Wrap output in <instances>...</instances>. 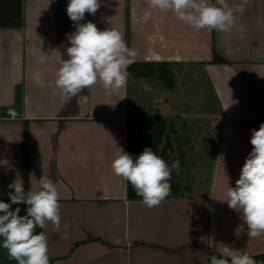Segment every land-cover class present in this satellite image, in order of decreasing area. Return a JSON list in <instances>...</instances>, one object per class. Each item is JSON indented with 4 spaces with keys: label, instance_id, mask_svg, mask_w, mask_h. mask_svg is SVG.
<instances>
[{
    "label": "crops",
    "instance_id": "crops-1",
    "mask_svg": "<svg viewBox=\"0 0 264 264\" xmlns=\"http://www.w3.org/2000/svg\"><path fill=\"white\" fill-rule=\"evenodd\" d=\"M67 5L68 0H0V201L11 204L8 192L14 189L8 185L17 177L25 191L37 187L33 175L55 183L61 228L48 223L41 230L50 264H211L225 245L263 256L264 236L249 238L242 214L222 201L252 151V130L264 123V0H248L229 32L196 31L147 0H101L96 14L86 13L80 22L119 30L137 51L135 62L148 63L170 87L181 70L202 69L214 94L216 106L206 113L217 144L209 180L182 191L169 181L170 196L153 208L129 196L128 183L111 163L118 147L129 153L140 143L129 140L130 116L154 114L166 123L157 155L169 161L176 139V126L164 113L170 107L155 104L144 112L137 102L139 80L155 72L129 76L119 94L107 96L97 83L62 98L56 72L67 59L68 34L76 30ZM132 77L138 78L133 103ZM171 108L180 110L177 104ZM17 207L25 215V204H11ZM0 264H16L2 247Z\"/></svg>",
    "mask_w": 264,
    "mask_h": 264
},
{
    "label": "clouds",
    "instance_id": "clouds-1",
    "mask_svg": "<svg viewBox=\"0 0 264 264\" xmlns=\"http://www.w3.org/2000/svg\"><path fill=\"white\" fill-rule=\"evenodd\" d=\"M149 7L172 12L177 19L196 31L229 32L237 13L242 14L248 0L234 6L228 0H147ZM101 0H68L67 15L76 30L68 34L70 46L56 72L55 85L62 98L70 100L84 89L99 83L105 94H119L128 84V68L135 63L137 51L128 47L123 34L116 29L99 30L95 23L84 20L85 14L95 15ZM252 151L243 164L235 187H228L222 202L241 213L247 225V235L255 239L264 236V123L253 129L250 139ZM115 153L111 168L115 175L130 183L137 196L148 208L159 206L172 191V172L180 170L179 160L168 163L152 148L146 147L137 157L122 148ZM35 179L36 188L25 191L24 181L17 177L8 185L11 204L27 205L26 215L20 208L12 210L10 203L0 201V247L16 264H50L48 238L44 229L51 223L61 228L60 194L55 183L46 176ZM68 224L63 228L67 230ZM67 238V232H65ZM116 243H119L117 240ZM211 264H258L246 252L225 245L221 257L213 255Z\"/></svg>",
    "mask_w": 264,
    "mask_h": 264
},
{
    "label": "rangeland",
    "instance_id": "rangeland-1",
    "mask_svg": "<svg viewBox=\"0 0 264 264\" xmlns=\"http://www.w3.org/2000/svg\"><path fill=\"white\" fill-rule=\"evenodd\" d=\"M188 69V68H187ZM138 78L132 77L130 84V102H134L135 83ZM169 80V79H168ZM167 78H143L142 94L137 96L138 104H143L144 112L155 104L171 106L177 104L180 110L166 108L164 113L168 120L175 124L176 139L172 158L167 161L169 167L179 160L180 170L172 172L170 183L176 184L180 191L184 186L206 183L213 166V155L216 151V136L212 129V119L206 117L210 108L216 106L214 94L210 89L207 77L202 69L177 73L170 87ZM172 88L173 92L169 89ZM153 89L158 97L152 96ZM170 92V95L167 93ZM158 100V103H156ZM149 107V108H148ZM207 123L206 127L202 125Z\"/></svg>",
    "mask_w": 264,
    "mask_h": 264
},
{
    "label": "trees",
    "instance_id": "trees-1",
    "mask_svg": "<svg viewBox=\"0 0 264 264\" xmlns=\"http://www.w3.org/2000/svg\"><path fill=\"white\" fill-rule=\"evenodd\" d=\"M214 60L217 62L224 61L223 59L218 58V56H215ZM147 65L148 63L135 62L129 66L128 72L130 73V76H149L155 71L152 72L153 69L150 70L149 68H146ZM162 74L163 73L161 72V75ZM165 125V121L159 114L146 116L131 115L129 118V140L130 142L140 140V143L132 146L129 149V154H131L133 157H137L146 147L152 148L157 154L158 142L163 137ZM128 193L132 198H142L136 195L135 190L130 183H128ZM26 208L27 205L25 204V215L27 214ZM41 230L42 229L37 228L36 233L38 234L41 232ZM254 259L256 261H262L264 260V255Z\"/></svg>",
    "mask_w": 264,
    "mask_h": 264
}]
</instances>
